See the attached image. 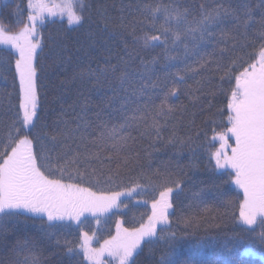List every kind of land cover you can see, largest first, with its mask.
<instances>
[{
    "label": "snow or ice",
    "instance_id": "obj_1",
    "mask_svg": "<svg viewBox=\"0 0 264 264\" xmlns=\"http://www.w3.org/2000/svg\"><path fill=\"white\" fill-rule=\"evenodd\" d=\"M12 16L15 33L6 23ZM57 22L64 33L87 37L74 62L68 44L51 36V62L42 56L49 46L42 29ZM0 46V74L10 58L15 69L0 104L18 98L12 118L0 120V264H107L105 255L115 264H245L257 247L264 261V0H27L25 9L0 0ZM70 64L72 76L59 79ZM69 88L71 103L62 95ZM182 95L201 111L215 107L203 98L226 101L204 121L217 125L211 140L219 147L209 151L202 179L194 160L192 175L171 161L153 169L160 146L175 156L185 149L195 156L200 147L201 132L190 134L196 113L173 102ZM49 96L53 119L41 124ZM141 140L147 146L136 150ZM225 174L238 190V214H229L234 201L225 200V219L203 231L227 228L229 215L239 231L189 241L207 220L195 214L182 215L172 230L174 202L187 193L202 202ZM149 189L158 195L147 223L128 229L118 222L98 248L91 246L95 233L68 238L86 214L99 223L100 215L127 207L121 197Z\"/></svg>",
    "mask_w": 264,
    "mask_h": 264
},
{
    "label": "trees",
    "instance_id": "obj_2",
    "mask_svg": "<svg viewBox=\"0 0 264 264\" xmlns=\"http://www.w3.org/2000/svg\"><path fill=\"white\" fill-rule=\"evenodd\" d=\"M109 3L112 2V0H108ZM167 2V0H165ZM196 2H199V0H196ZM208 2H212V0H208ZM19 3L22 9L26 8L27 0H12V9H15L16 4ZM116 3H119V0H116ZM24 17L27 16V11L23 13ZM58 19V18H53ZM16 17H6V23L11 25V31L13 33L18 32L19 28L15 25ZM66 24V21H65ZM43 31V36L46 45L44 52L42 53L43 57H47L46 63H50V53H51V40L49 37L55 38L57 41H62L68 44V55L73 56V62L75 61V57L77 55H82V53H79L76 51L78 47H87V37L84 35V31L80 30L78 32H68L64 33L61 29L60 23H49L45 26ZM129 49L134 48L135 46L132 44L131 40L128 41ZM2 47V46H0ZM121 47L120 42L117 41L115 45V50H119ZM208 51H211V48L207 49ZM248 51H251L249 49ZM91 55L95 56L97 59L100 58L99 54L96 51H91ZM141 55H144L141 53ZM9 65L10 67L6 66L5 70L2 74H0V92H7L12 91V83H13V74H14V58L9 59ZM157 72H162V69L158 66ZM73 73V65L70 64L67 68V71L59 72L58 76L59 79H65L70 78ZM7 77V80L4 79V77ZM51 78V77H50ZM59 82L58 80L56 81ZM218 81L214 78L212 81V87L215 86V84ZM189 83H192V81H189ZM227 87V85H225ZM64 100H66L68 103H71L72 100L75 98V92L72 88H69L67 91L62 93ZM205 101L211 99L213 101V104L215 107L211 109V111L207 110L205 108L204 111L200 110V106H192L189 102L188 97L186 96H180L178 100L174 99V103L180 104H186L189 105V111H194L196 113L194 119H195V127L192 128L191 133L193 136H195V133L197 131L201 132L200 139L197 141V143L200 145L196 149L195 156H193V153L185 149V151L180 156H175L173 153V150L171 148H164L161 147V150L159 152L153 153V169L161 164V162H168L171 161L173 169L179 165L180 167H183L185 171H188L189 175H192V172L187 168V166L190 164V161H193L200 165V171L196 172L195 178L196 179H202L206 177L207 173L203 171L204 166L208 162V153L209 151H214L215 148L219 147V141H212L211 137L213 135L211 129L213 127H217L215 124L211 123H204L205 120H208L209 117L216 113V109L221 107L223 103L226 101L224 100L223 96H217L216 98H212L211 96L203 98ZM12 107V111H9V107ZM18 105V98L13 94L11 97V100L9 101L7 98L3 101L2 104H0V120H3L5 122L9 121L13 113L15 112V107ZM54 107L52 104V98L51 96L48 97L46 101H43L42 108L46 111L41 112V121L40 123L48 122L51 123V120L53 119V115L51 112V108ZM214 118L219 121L220 117L218 114L214 116ZM187 117L185 118V125H187ZM204 133H207L205 136ZM183 134V133H182ZM147 146V141H139L136 145H134V148L136 150H140ZM214 163V162H213ZM114 166V165H113ZM134 175V173H133ZM228 180V176L225 174L223 176H220L217 180V184L219 185L218 188H215L212 190L211 194L205 195L202 199V202H193L191 199L190 193H187L185 195H181L179 197L178 201L174 202V207L170 209L169 211L172 213L170 216L171 221V229L175 230L179 226L177 225V220L182 215H202L207 217L206 223L202 226L201 230L197 232L195 235L188 237L187 239L192 242L196 241H205V240H212L213 237H216L218 240H225L231 237L236 231H239V229H234L232 225V221L229 217L227 218V228H222L221 230H216L214 228L209 229V233L206 234L203 231L204 227H207L208 225L221 223L225 217L224 213L226 211L225 205L223 201L225 200H233L234 204L231 208L227 209L229 214L232 211H235L238 214V205L236 202L237 197V189L234 184L225 183V181ZM125 184H128L129 181L125 178L124 180ZM188 181L185 179L184 186H188ZM223 193L224 195L222 197H219L217 194ZM154 195H158V193H153L150 189L146 191L145 193L139 194L138 196H133L129 198H123L121 197V200L123 201V204H126L127 207H121L119 210H113L110 213H106L99 216V223H97V217L93 216L91 214H86L87 218L83 219V223L77 228L75 224L72 226L70 232L71 235L68 236L69 239H72L74 242L79 241V234L80 231L88 232L89 235H92L95 233L91 246L94 247V245H98L97 243L100 242L102 239H109L111 236H114L116 234V227L117 223L119 222L122 228H138L141 223H147V218L151 214V206L148 204L152 199ZM145 200L147 203L142 201ZM136 200H141L140 202ZM207 208L208 211L205 212L204 209ZM241 235H246L245 233H240ZM257 253L260 255L261 251L257 247ZM142 259V257H141ZM107 262V264H115V262L112 259H103ZM83 264H87V262H83ZM245 264H264V261L260 259V256H256L252 259L245 260Z\"/></svg>",
    "mask_w": 264,
    "mask_h": 264
},
{
    "label": "rangeland",
    "instance_id": "obj_3",
    "mask_svg": "<svg viewBox=\"0 0 264 264\" xmlns=\"http://www.w3.org/2000/svg\"><path fill=\"white\" fill-rule=\"evenodd\" d=\"M3 47V46H2ZM139 194H133L131 197H133V196H138ZM123 198H129V197H123ZM136 201H138V202H140L141 200H136ZM142 201L143 202H145V200H143L142 199ZM152 201V200H151ZM151 201L148 203L150 206H151ZM104 240H106V239H102V240H100V242L99 243H97L98 245H94V248H98V247H100V245L101 244H103V241ZM93 242H91V244H92ZM257 256H261V254L259 255V254H257ZM102 259H111L110 257H108L107 255H105L104 257H102Z\"/></svg>",
    "mask_w": 264,
    "mask_h": 264
}]
</instances>
